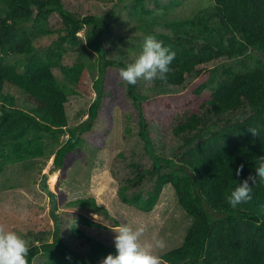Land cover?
<instances>
[{"label": "trees", "instance_id": "1", "mask_svg": "<svg viewBox=\"0 0 264 264\" xmlns=\"http://www.w3.org/2000/svg\"><path fill=\"white\" fill-rule=\"evenodd\" d=\"M89 1L0 0V173L9 165L32 160L46 165L52 158L50 174L65 172L72 165L71 156L87 142H99L100 148V124L107 130L112 127L117 93L109 87L107 75L126 64L108 59L105 37L111 27L104 17L84 11L82 5ZM148 1L135 0L131 15H152ZM177 6L175 2L173 8ZM51 18L56 20L52 23ZM166 26L172 36L157 34L151 27L146 33L176 54L166 80H154L156 87L168 92L184 88L203 73V66L225 63L209 70L208 82L195 90L196 98L208 94L199 109L178 124H168L177 147L167 154L158 152L152 138L143 107L146 98L137 93L136 84H128L138 116L137 135L152 166L132 165L130 176L119 183L118 197L124 205L152 213L164 189L172 187L191 225L183 245L162 256L163 264H264V180L258 177V165L264 164V0H212L209 9L191 20ZM44 39L57 41L42 46ZM93 54L98 75L88 62ZM69 56L75 57L72 66L64 64ZM89 76L96 99L87 119L69 127L66 106L79 93L89 95ZM7 89L22 95L23 102ZM126 131L132 134L130 126ZM63 135L69 136L65 142ZM47 178L44 175L42 188L53 200L54 226L34 234L39 244L29 248L28 264L39 256L45 257L44 264H99L114 253V246L83 230H107L90 215L111 221L108 210L88 198L69 204L87 210L86 216L57 214V197L49 192ZM245 183L253 188V203L233 210L227 201Z\"/></svg>", "mask_w": 264, "mask_h": 264}, {"label": "rangeland", "instance_id": "2", "mask_svg": "<svg viewBox=\"0 0 264 264\" xmlns=\"http://www.w3.org/2000/svg\"><path fill=\"white\" fill-rule=\"evenodd\" d=\"M175 2L179 6L173 8ZM134 3L135 0H90L87 5H82L84 11L90 10L93 14L104 17L109 23L111 33L105 37L108 59L124 62L126 66L139 55L150 27L157 34L172 36L173 32L166 24L191 20L212 6V0H151L148 1V8L152 15L137 18L131 15ZM166 7H170L169 10ZM51 20L53 23L56 19ZM80 36H84V32ZM56 41L57 39H44L41 40V45H51ZM74 62L75 57L69 56L64 64L72 66ZM88 62L98 75L97 56L91 55ZM224 63V60H218L203 66L200 76L189 79L184 88L171 92L156 87L154 81L148 82L142 78L137 81V93L146 98L143 107L148 123L153 128L152 138L158 152L167 154L177 147L175 140H171L173 137L169 134L168 124H178L185 116L199 109L208 94L204 93L196 98L195 90L208 82L209 70ZM119 71L113 68L107 75L109 87L117 93V106L113 112L114 122L110 130H107V125H99L100 148L99 142L96 145L87 142L80 153L71 156L72 165L65 172L55 171L50 174L52 158L46 165L40 160L9 165L0 173V229L15 231L26 240L29 248L39 244L34 234L52 230L54 226L51 216L53 200L42 188L44 175H48L46 184L49 192L57 197V214L84 212L86 216L87 210L74 209L69 204L88 198L95 199L100 207L108 210L111 221L95 214L90 215L96 222L106 226L107 230L83 227L87 235L102 243L114 246V230L121 224H127L133 230L141 227L144 229L139 243L141 246L151 245L150 251L159 257L160 264H163L161 258L164 254L183 245L191 220L177 204L172 187L167 186L164 189L161 201L152 213H142L124 205L118 197L119 183L130 176L132 165L142 168L152 166L151 160L145 154L143 142L137 135L138 116L128 96V84L120 79ZM55 73L62 79L59 70ZM85 84L88 86L89 95L79 93L71 97L66 106L69 127L77 126L87 119L86 113L96 99L92 89L93 78L89 76ZM6 91L21 97L18 103L23 102L22 95L14 93L13 90ZM99 122L103 123L104 120ZM128 126L132 129L130 135L126 131ZM157 130L162 133L161 136L157 135ZM68 137L63 135L61 141H67ZM113 220L119 223L118 227L114 226ZM157 239L165 242L163 249L155 247ZM45 261L44 256H39L34 264H44Z\"/></svg>", "mask_w": 264, "mask_h": 264}, {"label": "clouds", "instance_id": "3", "mask_svg": "<svg viewBox=\"0 0 264 264\" xmlns=\"http://www.w3.org/2000/svg\"><path fill=\"white\" fill-rule=\"evenodd\" d=\"M175 55V52L164 46L155 35H147L139 55L134 62L120 69L119 77L129 85H135L141 78L148 82L157 79L165 81ZM251 134L254 137L259 136L255 130H251ZM258 169L259 179L264 180V164L258 165ZM243 172L244 169L241 168L239 175L242 176ZM252 197L253 188L245 183L231 194L227 203L233 210H237L244 205L252 204ZM143 232L142 227L133 230L127 224H121L114 230L115 252L102 258L99 264H160L159 257L150 251L152 246H141L139 243ZM155 247L163 249L165 247L163 239H157ZM28 255L29 247L24 238L15 231L0 229V264H28Z\"/></svg>", "mask_w": 264, "mask_h": 264}]
</instances>
